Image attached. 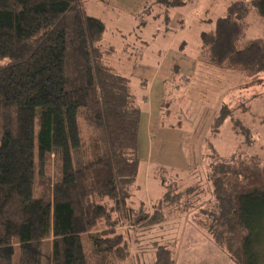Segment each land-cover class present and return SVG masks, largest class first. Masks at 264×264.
<instances>
[{
	"label": "trees",
	"instance_id": "obj_1",
	"mask_svg": "<svg viewBox=\"0 0 264 264\" xmlns=\"http://www.w3.org/2000/svg\"><path fill=\"white\" fill-rule=\"evenodd\" d=\"M188 1L153 3L168 19L171 8ZM249 4L264 17V0H238L214 31L202 34V65L195 71L206 81L215 74L211 67L224 77L263 80L264 39L244 42ZM105 30L103 20L88 14L86 0H0V264H115L112 248L119 253L128 240L115 221L153 228L173 213L188 215L235 264H264V157L243 145L225 157L214 148L205 176L186 191L163 177L167 191L151 212L130 204L147 156L146 121L130 80L106 60L114 49L103 47ZM175 69L184 84L191 81ZM215 84L219 91L220 79ZM209 92L210 86L198 87L201 100L211 103ZM231 107L220 94L200 143L215 138L226 120L242 127ZM192 167L190 176L200 163ZM110 216L108 233L95 231ZM161 236L151 241L153 264H174Z\"/></svg>",
	"mask_w": 264,
	"mask_h": 264
},
{
	"label": "rangeland",
	"instance_id": "obj_2",
	"mask_svg": "<svg viewBox=\"0 0 264 264\" xmlns=\"http://www.w3.org/2000/svg\"><path fill=\"white\" fill-rule=\"evenodd\" d=\"M154 1L86 0L88 14L105 23L103 47L114 49L111 54L113 58L107 56L106 60L118 73L130 80L136 103L143 114L151 113L150 103L145 99L149 82L154 79L161 84L162 79L168 76L164 66L161 75L154 78L157 67L154 61L157 60L158 49L165 48L171 42L168 39L174 37L175 47L183 45L186 53L197 60L202 53V34L214 31L218 18L224 16L228 6L238 0H189L186 4L171 8L168 19L162 5H155ZM253 5L249 4L246 14L249 30L244 42L254 38L264 39V17ZM164 32L168 34L166 37L162 35ZM200 63L196 61V67L194 66L188 75L191 81L185 84L184 79L175 72L178 66L172 63L169 69V74L171 71L174 73V80L168 83L166 105L159 111L162 112V130L157 137H150L149 146L152 153L148 154L147 147V156L140 161L132 189L133 198L130 204L136 208L143 203L145 211L151 212L152 203L160 200L167 191L162 185L163 177L167 185L172 186L171 183L177 182L174 184L182 187L183 191H186L193 181L199 182L202 176H205L204 171L209 164L214 162V155L211 153L214 148L225 157L233 155L238 147L243 145V149L264 157V78L262 80V77H252L249 74L247 79H237L228 74L224 77L218 69L208 65L211 67L208 71H214L215 74H210L212 80L206 81L204 75L195 71L202 65ZM216 79L221 81L218 85L219 91L215 84ZM182 85L184 87H181ZM208 86L213 89L212 94L209 92V98L214 99L211 103L202 101V96L198 94V87L204 89ZM185 92L186 97L183 99ZM225 93L231 108H237L234 111L235 118L240 119L242 127L233 128L231 122L237 124L239 120H226L220 133L215 138L209 137L208 140H211L207 143L202 141V144V136L206 129L208 131L210 128L213 114H216L218 97ZM207 131L203 139L208 135ZM79 155L77 154V157ZM155 157L161 161L151 162ZM190 162L193 166L200 163V170L195 169L196 173L192 176L190 172L193 167L189 168L192 165H188ZM207 199L209 195L204 197L205 201ZM181 209L185 210V207L182 206ZM183 210L181 212L184 213ZM185 218L183 214L173 213L170 219L153 228L115 225V221V231H124L128 239L123 248L119 249V253H116L112 244L115 264H119V259L122 258L127 259L129 264H153L157 258V249L151 245V241L154 236L160 234L163 240L159 241L175 255L174 264H235L226 252L198 232L188 215L186 220ZM112 219L113 216H110L98 221L95 231L107 234L108 231H104L108 224L106 221ZM52 241V237L45 240L47 254L50 252ZM120 241L118 236L114 240L115 243ZM159 254L158 251V256Z\"/></svg>",
	"mask_w": 264,
	"mask_h": 264
},
{
	"label": "crops",
	"instance_id": "obj_3",
	"mask_svg": "<svg viewBox=\"0 0 264 264\" xmlns=\"http://www.w3.org/2000/svg\"><path fill=\"white\" fill-rule=\"evenodd\" d=\"M150 16V15H149ZM162 35H168L164 32ZM166 37V36H165ZM171 40L170 44L165 46V48L158 49L157 60L154 61L157 63V67L155 70V77L161 75L162 69L165 66L166 73L168 76L162 79L161 84H158V81L154 79L149 82L148 95L145 97L146 102L151 106V113H144V121H146V125L144 128V138L147 141L146 145L148 147V154H151L152 151L149 146V139L151 136L157 137L161 132V123H162V108L164 107V101H166V93H168V83H171L174 80V73L171 71L170 67L173 64L178 66L177 71L184 76H188L191 73V70L195 68L196 61H199L200 57L196 60L194 56H190L186 53L185 47L180 45L179 47H175L174 45V37L169 38ZM195 66V67H194Z\"/></svg>",
	"mask_w": 264,
	"mask_h": 264
}]
</instances>
